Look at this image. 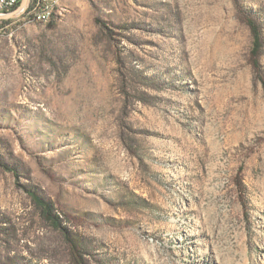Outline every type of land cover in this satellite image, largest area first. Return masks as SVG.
<instances>
[{
    "label": "rangeland",
    "instance_id": "obj_1",
    "mask_svg": "<svg viewBox=\"0 0 264 264\" xmlns=\"http://www.w3.org/2000/svg\"><path fill=\"white\" fill-rule=\"evenodd\" d=\"M28 6L0 16V264H264V0Z\"/></svg>",
    "mask_w": 264,
    "mask_h": 264
},
{
    "label": "trees",
    "instance_id": "obj_2",
    "mask_svg": "<svg viewBox=\"0 0 264 264\" xmlns=\"http://www.w3.org/2000/svg\"><path fill=\"white\" fill-rule=\"evenodd\" d=\"M36 5H41V0H30L28 10ZM26 15V14H25ZM50 17V16H49ZM48 17V19H49ZM26 18L28 19L27 15ZM29 20V19H28ZM47 20V19H46ZM42 21V20H39ZM95 22L98 25H103L104 23L101 22L99 18H95ZM248 25L251 28V31L254 36V48H253V54H256V52L260 48V42H259V27L256 23H254L252 20L248 22ZM28 195L30 199L32 200L33 204L39 211V215L42 219L49 222L54 228L60 231L63 238L66 240L68 244L71 245L73 254L81 257V246L77 243V241L74 239V237L68 232L66 227L63 225L62 220L60 216L55 212L53 202L50 199H47L32 189H28Z\"/></svg>",
    "mask_w": 264,
    "mask_h": 264
},
{
    "label": "built area",
    "instance_id": "obj_3",
    "mask_svg": "<svg viewBox=\"0 0 264 264\" xmlns=\"http://www.w3.org/2000/svg\"><path fill=\"white\" fill-rule=\"evenodd\" d=\"M22 0H0V16L7 14L11 10H18ZM46 5H53L54 0H41V9Z\"/></svg>",
    "mask_w": 264,
    "mask_h": 264
},
{
    "label": "bare ground",
    "instance_id": "obj_4",
    "mask_svg": "<svg viewBox=\"0 0 264 264\" xmlns=\"http://www.w3.org/2000/svg\"><path fill=\"white\" fill-rule=\"evenodd\" d=\"M51 8L49 5H46L41 9V5H36L29 10L27 9L26 15L29 21H36V20H46L50 16Z\"/></svg>",
    "mask_w": 264,
    "mask_h": 264
},
{
    "label": "crops",
    "instance_id": "obj_5",
    "mask_svg": "<svg viewBox=\"0 0 264 264\" xmlns=\"http://www.w3.org/2000/svg\"><path fill=\"white\" fill-rule=\"evenodd\" d=\"M23 2H26L25 4L27 5L28 4V2H30V0H23ZM24 4V3H23ZM22 4V5H23ZM23 6H25V5H23Z\"/></svg>",
    "mask_w": 264,
    "mask_h": 264
},
{
    "label": "water",
    "instance_id": "obj_6",
    "mask_svg": "<svg viewBox=\"0 0 264 264\" xmlns=\"http://www.w3.org/2000/svg\"><path fill=\"white\" fill-rule=\"evenodd\" d=\"M23 3H24V4H23ZM25 3H26V2H23V0H22V4H23V5H26Z\"/></svg>",
    "mask_w": 264,
    "mask_h": 264
}]
</instances>
